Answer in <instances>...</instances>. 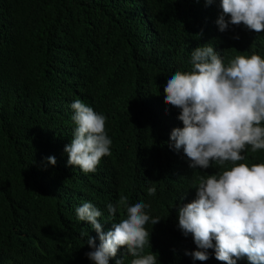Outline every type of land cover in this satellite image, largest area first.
<instances>
[{
  "label": "trees",
  "instance_id": "16d2710c",
  "mask_svg": "<svg viewBox=\"0 0 264 264\" xmlns=\"http://www.w3.org/2000/svg\"><path fill=\"white\" fill-rule=\"evenodd\" d=\"M219 12L205 0H0V264H90L86 239L96 232L74 210L91 202L106 232L125 213L121 206L109 217L105 205L121 197L161 218L144 226V251L158 264H224L212 249L206 261L184 255L195 245L176 228V207L194 198L202 177L231 165L190 169L168 146L182 124L163 100L166 77L189 71L197 46H213L225 64L264 58V30L220 32ZM74 99L105 116L112 141L94 173L66 166ZM241 154L236 163H264V150ZM49 155L56 163L45 168ZM131 259L125 250L122 264Z\"/></svg>",
  "mask_w": 264,
  "mask_h": 264
},
{
  "label": "clouds",
  "instance_id": "9594fccd",
  "mask_svg": "<svg viewBox=\"0 0 264 264\" xmlns=\"http://www.w3.org/2000/svg\"><path fill=\"white\" fill-rule=\"evenodd\" d=\"M220 12L215 21L218 31L243 25L257 33L264 30V0H205V6ZM189 71H175L163 84V100L177 109L182 126L171 129L168 146L183 153L190 169L206 170L210 164L231 167L202 177L194 188V198L176 207V228L191 236L195 250H185L193 262L214 258L224 264H264V163L247 165L241 154L246 146L253 153L264 150V58L256 53L236 55L225 64L213 46L204 44L190 52ZM74 124L72 138L63 147L66 166H78L85 174L94 173L112 143L104 124L105 116L74 99L69 105ZM51 155L42 166H55ZM148 195L155 189L149 187ZM184 197L180 196V200ZM124 207V218L102 231V212L91 202L75 208L78 222H86L96 232L87 236L90 264H122L123 253L129 264H158L150 248V231L161 218L150 217L149 204L141 200L105 205L112 217ZM98 240L99 243H95ZM121 255L117 257V252Z\"/></svg>",
  "mask_w": 264,
  "mask_h": 264
}]
</instances>
